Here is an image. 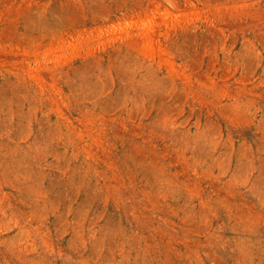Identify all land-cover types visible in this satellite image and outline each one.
Listing matches in <instances>:
<instances>
[{
  "label": "rangeland",
  "instance_id": "rangeland-1",
  "mask_svg": "<svg viewBox=\"0 0 264 264\" xmlns=\"http://www.w3.org/2000/svg\"><path fill=\"white\" fill-rule=\"evenodd\" d=\"M0 264H264V0H0Z\"/></svg>",
  "mask_w": 264,
  "mask_h": 264
}]
</instances>
